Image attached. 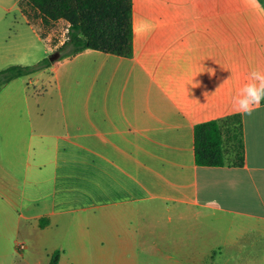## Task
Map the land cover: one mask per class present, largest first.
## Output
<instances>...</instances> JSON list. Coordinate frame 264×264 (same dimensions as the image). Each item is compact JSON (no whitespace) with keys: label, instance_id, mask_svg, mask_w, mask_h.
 <instances>
[{"label":"crops","instance_id":"1","mask_svg":"<svg viewBox=\"0 0 264 264\" xmlns=\"http://www.w3.org/2000/svg\"><path fill=\"white\" fill-rule=\"evenodd\" d=\"M19 1L0 0V71L30 65L40 40L58 48ZM132 19V57L85 50L0 88V257L42 264L19 253L32 249L49 264L56 244L33 236L88 225L91 252L132 264H264V103L233 105L264 71V0H132ZM234 114L242 163L197 165L195 126Z\"/></svg>","mask_w":264,"mask_h":264},{"label":"trees","instance_id":"2","mask_svg":"<svg viewBox=\"0 0 264 264\" xmlns=\"http://www.w3.org/2000/svg\"><path fill=\"white\" fill-rule=\"evenodd\" d=\"M18 6L29 23L39 22L43 26L65 23L66 39L50 55H59L54 61L44 58L33 65H13L1 70L0 88L85 50L126 58L133 55L132 0H20ZM194 154L199 166H224L226 160L241 164L244 154L241 115L196 125ZM47 224V219L39 222L41 228ZM61 254L55 250L49 264H59Z\"/></svg>","mask_w":264,"mask_h":264},{"label":"rangeland","instance_id":"3","mask_svg":"<svg viewBox=\"0 0 264 264\" xmlns=\"http://www.w3.org/2000/svg\"><path fill=\"white\" fill-rule=\"evenodd\" d=\"M13 16H11L12 19ZM21 26V20L18 18L17 21ZM6 23V22H5ZM34 25L40 27L41 26V33L43 34V38L46 39V36L48 33H51V40L50 43L52 46H57L60 47L65 39H66V24L59 22L54 25L50 26H43L39 22H33ZM40 25V26H39ZM20 27L18 26L16 29L12 30L15 32V34L20 30ZM36 28V27H35ZM14 33H9V36L11 39L14 40ZM27 38V37H26ZM29 39H37L35 36H33L32 33L29 34ZM16 40V39H15ZM11 41V40H9ZM62 43V44H61ZM15 43H5V48L10 49L12 46H15ZM36 48H34V60L30 63V65H33L40 60L41 56L42 58H50V55L53 54L54 51L57 49L53 50L49 54H42L43 49L47 46V43H44L43 41L40 40V42L36 43ZM22 49V46H19ZM21 56V54L19 55ZM54 60L59 58V55L55 54L53 55ZM12 58V57H10ZM8 64H16V63H8ZM52 66V65H51ZM24 79L27 81V77H24ZM46 85V86H45ZM45 89L46 91L43 92L44 95H46V99L48 101H55L58 100L56 96V88H55V83L52 82L45 83ZM43 86V85H42ZM42 86L40 84L32 85L31 88L34 92H39L42 90ZM51 97V98H50ZM44 101V99H43ZM76 221V220H75ZM74 221V222H75ZM73 222V223H74ZM88 226V225H87ZM87 226H79V225H70L68 230L66 231L65 235L63 236L62 239H53L54 235L56 236V233H50L49 235L43 237L41 235L35 234L33 237L41 239L45 244H42V247L44 249H51V245L56 244L57 248L56 250H63L65 252L62 260V264H132V255L127 254L123 255L122 253L117 254V253H111L110 255L108 252H91V248L87 244L89 242V239L84 238L83 232L86 230ZM25 232V231H23ZM24 235V234H23ZM26 238V237H25ZM60 245H59V243ZM45 245V246H44ZM19 253H24V255L30 260V261H35V260H41L42 264H48V256L50 253H40L39 251L29 249L28 251H20ZM139 260H142V264H158L157 263V256L156 253H149L148 255L142 254L138 256ZM22 260L19 258H11V257H0V263L2 264H21Z\"/></svg>","mask_w":264,"mask_h":264},{"label":"clouds","instance_id":"4","mask_svg":"<svg viewBox=\"0 0 264 264\" xmlns=\"http://www.w3.org/2000/svg\"><path fill=\"white\" fill-rule=\"evenodd\" d=\"M250 2L255 3L256 0H250ZM141 23L144 26V31H149L152 27L148 21H142ZM248 81L239 89L237 95L233 97L235 110L246 115L251 114L254 108L264 101V71H251Z\"/></svg>","mask_w":264,"mask_h":264},{"label":"built area","instance_id":"5","mask_svg":"<svg viewBox=\"0 0 264 264\" xmlns=\"http://www.w3.org/2000/svg\"><path fill=\"white\" fill-rule=\"evenodd\" d=\"M23 248V244H19V249H22Z\"/></svg>","mask_w":264,"mask_h":264},{"label":"water","instance_id":"6","mask_svg":"<svg viewBox=\"0 0 264 264\" xmlns=\"http://www.w3.org/2000/svg\"><path fill=\"white\" fill-rule=\"evenodd\" d=\"M49 59H50L51 61H54V57H50Z\"/></svg>","mask_w":264,"mask_h":264}]
</instances>
